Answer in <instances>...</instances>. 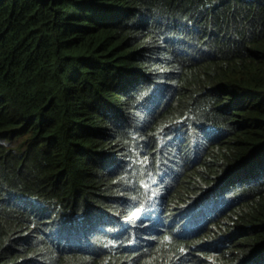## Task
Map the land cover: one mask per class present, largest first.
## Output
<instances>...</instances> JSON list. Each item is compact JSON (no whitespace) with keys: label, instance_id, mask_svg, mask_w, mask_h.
Segmentation results:
<instances>
[{"label":"trees","instance_id":"obj_1","mask_svg":"<svg viewBox=\"0 0 264 264\" xmlns=\"http://www.w3.org/2000/svg\"><path fill=\"white\" fill-rule=\"evenodd\" d=\"M0 264H264V0H0Z\"/></svg>","mask_w":264,"mask_h":264}]
</instances>
